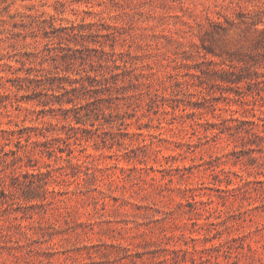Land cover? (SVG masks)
I'll return each mask as SVG.
<instances>
[{
	"label": "rangeland",
	"instance_id": "374dc122",
	"mask_svg": "<svg viewBox=\"0 0 264 264\" xmlns=\"http://www.w3.org/2000/svg\"><path fill=\"white\" fill-rule=\"evenodd\" d=\"M262 110L264 0H0V264H264Z\"/></svg>",
	"mask_w": 264,
	"mask_h": 264
},
{
	"label": "trees",
	"instance_id": "16d2710c",
	"mask_svg": "<svg viewBox=\"0 0 264 264\" xmlns=\"http://www.w3.org/2000/svg\"><path fill=\"white\" fill-rule=\"evenodd\" d=\"M52 18H53V16H52ZM49 25H50V29H46L45 30L46 31V34L48 36H50L51 33H55L58 30V28L56 27V25H55V23H54L53 20H51V22H50ZM89 28L92 29V24H81V23L80 24H75L74 23L70 27H64V29H66L69 32V34L75 36L76 38L79 35L85 37L86 34L89 33ZM221 73H223V74H231V75L232 74L233 75L235 74L236 75V78H229V81H231L233 83L238 82V81H241V79L243 78V76L239 75L235 70H224ZM60 79H62V78H60ZM41 81L42 82H45V80L43 78L41 79ZM73 101H74L73 98H69L68 100H66V102H68V103H71ZM262 112L264 114V110H262ZM258 118H259V120H255L254 119V120L248 121V123H250L251 125H254V126H259L260 124H263L264 125V116H258ZM28 128L29 127H23L22 128V131L20 132L21 133V136H18L20 142H21V140L24 139L23 138L24 137V135H23L24 134V131L25 132H31L30 131L31 129H28ZM13 133H15V132L13 131ZM257 133H259V132H257ZM258 135L261 136V134H258ZM58 140L59 141H62L63 143H65L69 147V149L67 148L69 154H72L73 153V150L71 149V146H70V142L67 139L59 138ZM45 144L48 145V144H53V143L48 140V141L45 142ZM53 146H54V144H53ZM49 147H51V146L48 145V148ZM58 147H59L60 151H62V152L65 151L64 149H66V147H63V146H60V145ZM61 157H63V156H61Z\"/></svg>",
	"mask_w": 264,
	"mask_h": 264
}]
</instances>
